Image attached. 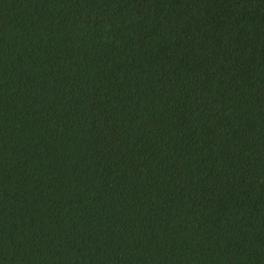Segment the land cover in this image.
I'll return each instance as SVG.
<instances>
[{"label": "trees", "instance_id": "obj_1", "mask_svg": "<svg viewBox=\"0 0 264 264\" xmlns=\"http://www.w3.org/2000/svg\"><path fill=\"white\" fill-rule=\"evenodd\" d=\"M0 264H264V0H0Z\"/></svg>", "mask_w": 264, "mask_h": 264}]
</instances>
